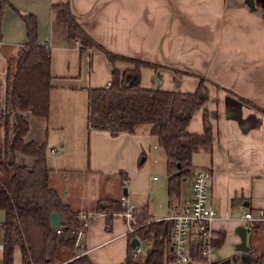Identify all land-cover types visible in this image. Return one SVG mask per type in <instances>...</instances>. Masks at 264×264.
Instances as JSON below:
<instances>
[{"label":"crops","instance_id":"1","mask_svg":"<svg viewBox=\"0 0 264 264\" xmlns=\"http://www.w3.org/2000/svg\"><path fill=\"white\" fill-rule=\"evenodd\" d=\"M10 1L13 6L5 7L1 22L0 98L7 70L27 38L25 23L15 7L37 16L39 38L51 45V111L47 116L26 113L30 129L25 139L49 143L48 180L62 200L76 210L95 212L102 199L126 195L139 211L161 219L150 204L159 186L167 192L166 154L149 124L116 134L89 128L88 88L111 81L114 66L124 71L135 63L113 62L98 48L81 51L80 40L69 37L66 24L53 8L69 1L80 24L106 49L154 63L141 66V86L193 92L204 79L207 100L194 112L187 128L203 132V114L208 110L212 149L202 147L194 153L193 169H211L209 189L217 211L211 224L225 233L210 264H248L236 253L240 236L235 228L242 223L245 209L255 213L264 209V113L237 96L264 106V0ZM0 131L2 141L3 126ZM15 157L21 163L34 162L33 156L22 152ZM156 169L162 172L161 180L152 174ZM191 195L189 177L183 181L178 199ZM168 203L170 206L169 195ZM260 228L249 233V243L262 249L259 235L264 224ZM126 229L122 216H113L109 225L105 215H98L83 232L76 254L86 253L95 264H126L131 244ZM133 236H138L140 245L147 243L140 258L143 262L149 242ZM2 256L0 248V260ZM203 262L209 264L204 260L176 263Z\"/></svg>","mask_w":264,"mask_h":264},{"label":"trees","instance_id":"2","mask_svg":"<svg viewBox=\"0 0 264 264\" xmlns=\"http://www.w3.org/2000/svg\"><path fill=\"white\" fill-rule=\"evenodd\" d=\"M7 5L13 6L10 0H0V32ZM53 8L66 24L69 37L80 40L81 51L98 48L113 62L124 59L135 63L134 68L124 71L114 66L110 84L88 88V126L116 134L121 131L134 132L138 124H149L151 133L157 136L166 154V188L170 201L178 199L183 181L192 177L194 153L202 147L212 149L213 127L207 109L203 114V132L195 133L187 128L194 112L207 100L204 79L193 92L143 87L141 66L154 63L106 49L80 24L69 1L56 3ZM14 9L25 23L27 38L13 65L7 70L5 91L0 98L6 105L5 109H0V127L5 129L4 138L0 141V208L4 210L1 223L3 256L0 264H14L16 247L21 249L22 264H95L86 253L75 256L78 252L76 239L83 220L80 211L64 202L49 184L51 167L47 161L46 141L25 139L30 129L26 113L47 116L51 111V45L39 38L35 14ZM237 97L264 113V106ZM17 152L33 156V164L17 161ZM123 209L125 207L120 199H102L98 204V210L113 212ZM53 212L61 215L59 226L52 225ZM106 217L110 225L112 213ZM139 222L141 224L130 239L135 234L147 239L149 249L141 263L133 256L134 247L130 244L125 263L166 264V261L173 260L169 251L170 222L152 219L143 211L139 213ZM262 224L264 222L255 223L253 231ZM58 227L61 228L60 232L57 231ZM224 239L225 233L219 232L215 244L219 247ZM250 253L248 264H264V248L250 245ZM194 256L195 260H202L198 252Z\"/></svg>","mask_w":264,"mask_h":264},{"label":"built area","instance_id":"3","mask_svg":"<svg viewBox=\"0 0 264 264\" xmlns=\"http://www.w3.org/2000/svg\"><path fill=\"white\" fill-rule=\"evenodd\" d=\"M79 44L81 42L79 41ZM110 84V81L107 83ZM6 105L0 100V109H5ZM55 151V148L52 149ZM212 171L210 168L193 169L192 174V195L183 201L172 199L170 201V212L162 217L170 222V255L173 261L180 263H188L195 260V253L198 252L199 257L207 263H212L214 255L218 249L215 244L219 239V231L213 228L212 220L216 216V209L212 205L210 196V179ZM156 178V177H155ZM128 180L123 176V184H127ZM123 210L108 212L106 210L80 211V217L83 220L82 227L78 231L76 244L90 224V222L98 215L122 216L127 225V233L132 235L136 228L141 224L139 222V213L128 200L126 195L120 199ZM264 222V209L255 213L251 209H245L242 216V223L246 225L249 232L253 231L254 224ZM60 232L61 228L58 227ZM0 248H3V241L0 242ZM76 254L75 256L80 255ZM133 256L138 260L141 258V245L134 247Z\"/></svg>","mask_w":264,"mask_h":264},{"label":"rangeland","instance_id":"4","mask_svg":"<svg viewBox=\"0 0 264 264\" xmlns=\"http://www.w3.org/2000/svg\"><path fill=\"white\" fill-rule=\"evenodd\" d=\"M0 133H1V131H0ZM49 146L50 145L48 143L47 147L49 148ZM162 171H164V165L163 164H162ZM152 174L157 175L160 178V180L162 179V172H158L157 169ZM158 191L159 192H156V194L154 195L153 202L150 204V209L158 216V218H162V217H164V215L165 216L167 215V213L169 212L170 206L168 203L167 192L164 190L163 186H159ZM138 211H139V209H138ZM3 218H4V210L0 208V242L2 241V234H3L2 227H1V223L3 221ZM259 238L263 240L260 242V248L263 249L264 248V230L261 231ZM146 250H147V243H145V242L141 243V255H143L146 252ZM232 259H234V257H232ZM137 261L140 262L141 260L139 259ZM14 264H22V253H21V249L19 247H16V249L14 251ZM170 264H177V263H176V261H172ZM199 264H201V263H199ZM203 264H205V262H203Z\"/></svg>","mask_w":264,"mask_h":264},{"label":"water","instance_id":"5","mask_svg":"<svg viewBox=\"0 0 264 264\" xmlns=\"http://www.w3.org/2000/svg\"><path fill=\"white\" fill-rule=\"evenodd\" d=\"M1 156V152H0ZM124 193H127V188L124 187ZM51 222L53 226H59L62 222L61 215L58 212H53L51 216ZM236 233L240 236V240L236 243V253H239L241 257H245L250 260V243H249V230L246 225L239 223L235 228ZM140 243L138 236H133L131 239L132 246H137Z\"/></svg>","mask_w":264,"mask_h":264}]
</instances>
